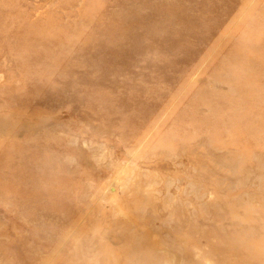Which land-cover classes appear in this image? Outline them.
<instances>
[{"label":"rangeland","instance_id":"rangeland-1","mask_svg":"<svg viewBox=\"0 0 264 264\" xmlns=\"http://www.w3.org/2000/svg\"><path fill=\"white\" fill-rule=\"evenodd\" d=\"M0 264H264V0H0Z\"/></svg>","mask_w":264,"mask_h":264}]
</instances>
